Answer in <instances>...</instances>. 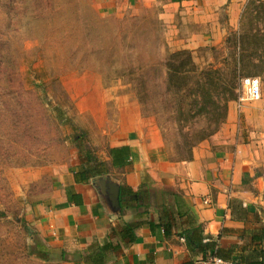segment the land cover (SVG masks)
<instances>
[{"label":"crops","instance_id":"obj_1","mask_svg":"<svg viewBox=\"0 0 264 264\" xmlns=\"http://www.w3.org/2000/svg\"><path fill=\"white\" fill-rule=\"evenodd\" d=\"M248 1L95 0L107 14L157 13L169 46L192 50L200 65L214 60L202 51L219 49L238 29ZM96 87L77 103L102 135L94 148L78 150L72 167L10 171L21 218L41 247L64 255L59 264H99L87 257L103 245L100 264H196L202 254L186 235H211L224 258L257 264L264 256V79L261 98L241 110L230 101L220 129L183 161L170 158L160 127L137 102ZM101 178L119 185V210L100 192Z\"/></svg>","mask_w":264,"mask_h":264},{"label":"rangeland","instance_id":"obj_2","mask_svg":"<svg viewBox=\"0 0 264 264\" xmlns=\"http://www.w3.org/2000/svg\"><path fill=\"white\" fill-rule=\"evenodd\" d=\"M247 22L251 33L258 27L264 33V21ZM240 26L241 21L219 49L201 54L214 57L215 64L230 58L234 50L228 38ZM165 32L152 11L107 14L95 0H0V109L12 95L23 103L17 116H0V264H59L56 256L46 260L36 252L41 242L21 218L10 171L72 167L78 150L94 148L102 135L92 115L77 104L83 96L99 86L103 95L137 102L142 115L159 127L169 118L165 62L177 49L169 46ZM259 53L253 58L257 66L247 70L263 80L264 42ZM19 82L33 92L9 85ZM167 125L171 136L175 129Z\"/></svg>","mask_w":264,"mask_h":264},{"label":"trees","instance_id":"obj_3","mask_svg":"<svg viewBox=\"0 0 264 264\" xmlns=\"http://www.w3.org/2000/svg\"><path fill=\"white\" fill-rule=\"evenodd\" d=\"M254 20L263 23L264 0L248 1L242 14L239 31L228 38L233 41L234 53L218 64L200 65L196 62L192 50L186 48L169 53L165 62L166 79L163 91L168 96L170 115L165 123H160V127L166 144L171 147L172 160L183 161L193 158L194 148L214 135L225 122L229 102L237 98L241 79L245 76H254L249 74V69L257 66L253 58L260 56L261 43L264 42V33L260 27L257 28L258 33H251L245 28L247 21ZM246 58L251 60L246 61ZM9 85H17L23 93L33 92L32 88H27L22 82ZM1 104L0 116H5L8 112H14L17 116L22 110L19 109V105L23 103L20 97L12 95L3 99ZM164 114L160 117L163 118ZM167 122L175 129L171 136L168 134ZM186 236L190 249L201 253L202 259L213 255L221 256L217 238L207 235V240L204 241V236L199 239L195 236L191 238L188 234ZM108 248V245H103L98 256L91 254L87 260L99 264L104 262ZM36 252L46 260L53 256L58 260H65L64 255L57 256L43 247ZM239 260L238 257L232 258L234 264H240ZM257 264H264V256Z\"/></svg>","mask_w":264,"mask_h":264},{"label":"built area","instance_id":"obj_4","mask_svg":"<svg viewBox=\"0 0 264 264\" xmlns=\"http://www.w3.org/2000/svg\"><path fill=\"white\" fill-rule=\"evenodd\" d=\"M261 96V77L258 75L243 77L240 81V86L238 88V96L236 98L238 110H241L246 101H255L260 99ZM205 202L210 203V199H206ZM196 264H234V262L222 256L213 255L206 259H198Z\"/></svg>","mask_w":264,"mask_h":264},{"label":"water","instance_id":"obj_5","mask_svg":"<svg viewBox=\"0 0 264 264\" xmlns=\"http://www.w3.org/2000/svg\"><path fill=\"white\" fill-rule=\"evenodd\" d=\"M106 178V177H104ZM104 178H101L100 180V192L104 195L106 194H110V203L112 205L113 208L115 209H120V200H119V194H120V187L119 185H117L116 183H113L110 181V184H107L104 182ZM109 179V177H107V180ZM110 180V179H109ZM107 188V189H106ZM111 192H109V190Z\"/></svg>","mask_w":264,"mask_h":264}]
</instances>
